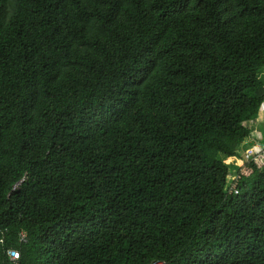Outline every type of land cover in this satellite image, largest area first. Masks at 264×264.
<instances>
[{"label":"trees","instance_id":"16d2710c","mask_svg":"<svg viewBox=\"0 0 264 264\" xmlns=\"http://www.w3.org/2000/svg\"><path fill=\"white\" fill-rule=\"evenodd\" d=\"M262 67L264 0H0V264H264Z\"/></svg>","mask_w":264,"mask_h":264},{"label":"rangeland","instance_id":"374dc122","mask_svg":"<svg viewBox=\"0 0 264 264\" xmlns=\"http://www.w3.org/2000/svg\"><path fill=\"white\" fill-rule=\"evenodd\" d=\"M258 77L260 78V80H262V82L264 84V67H262L259 70ZM261 108H262V110H264V105ZM256 117H258V121L263 120L262 121L263 125H260L259 127H257L258 128L257 130L252 131L253 124L250 120H246L243 122V124L246 125L251 130V135L244 142V144H241V147L239 148L240 157L224 158V161L230 167H233V169L231 171V177L229 178V180L226 184V187H225L226 189H229L230 186L232 185L234 179L236 178L235 175H236L237 171L240 169V167H242L246 161L257 156L259 153L263 152V150H264V117H263V115L262 116L256 115ZM255 125H257V124H255ZM218 157L220 159L223 158V156H220V155H218ZM156 264H162V262H157Z\"/></svg>","mask_w":264,"mask_h":264},{"label":"crops","instance_id":"0c3cea01","mask_svg":"<svg viewBox=\"0 0 264 264\" xmlns=\"http://www.w3.org/2000/svg\"><path fill=\"white\" fill-rule=\"evenodd\" d=\"M263 105H264V102H263ZM263 105H262V106H263ZM262 106H261V107H262ZM261 107H260V108H261ZM260 110H261V111H260ZM260 110H259V112L257 113V116H258V115H261V116L263 115V117H264V110H262V108H261ZM250 121H251L252 124H253V129H252V131H253V130H257V129H258L257 127H259L260 125H263V122H262L263 120L258 121V117H255L253 120H250ZM255 124H257V125H255ZM243 144H244V143H243ZM258 145H259V144H258ZM263 151H264V150H263Z\"/></svg>","mask_w":264,"mask_h":264},{"label":"built area","instance_id":"2783aa9c","mask_svg":"<svg viewBox=\"0 0 264 264\" xmlns=\"http://www.w3.org/2000/svg\"><path fill=\"white\" fill-rule=\"evenodd\" d=\"M237 190H235V192H236ZM22 238H24V234H21V239ZM7 254H8V256H9V258L11 259V260H15V259H17L18 258V252L16 251V250H13V249H9L8 251H7ZM157 262H154L153 264H156Z\"/></svg>","mask_w":264,"mask_h":264}]
</instances>
